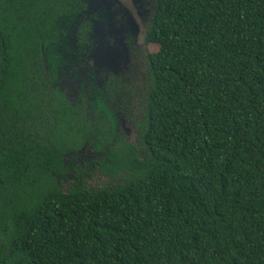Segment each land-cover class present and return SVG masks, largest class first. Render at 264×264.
Returning <instances> with one entry per match:
<instances>
[{"label": "trees", "instance_id": "16d2710c", "mask_svg": "<svg viewBox=\"0 0 264 264\" xmlns=\"http://www.w3.org/2000/svg\"><path fill=\"white\" fill-rule=\"evenodd\" d=\"M49 1L0 13V264H264V0H156L134 144L54 89Z\"/></svg>", "mask_w": 264, "mask_h": 264}, {"label": "flooded vegetation", "instance_id": "af4514ba", "mask_svg": "<svg viewBox=\"0 0 264 264\" xmlns=\"http://www.w3.org/2000/svg\"><path fill=\"white\" fill-rule=\"evenodd\" d=\"M126 1L53 0L54 4H59L63 9L61 11L62 14L56 16L53 20V26L57 31L55 47L51 52H48V49L47 51L43 50L41 45V52L43 53L42 60L46 66H48L49 61H52L53 69L51 72L55 75V80L53 81L54 89L63 93L71 104H78L84 97L85 106L88 109L90 104H93L92 106L97 109L96 105L100 101L101 107L99 109L102 110L98 111L105 119L106 125L112 126L113 123L115 132L124 135L128 141L122 125L127 122L129 127L135 132L130 115L139 110L141 99L145 94V85L148 77V56L150 53L142 55L140 54L142 51L136 50L135 44L132 45L130 40L126 41L131 47L132 57L135 60L133 67L143 61L144 69L142 72L135 68L131 71L129 68L128 71L117 73L112 70H104L103 68L101 70V67L95 64L92 58V54L98 45L111 42L108 23L113 20V13H118L121 10L122 3ZM36 3L47 7L50 1L0 0V13L8 10L7 6H9L15 22L17 20H27L32 6L36 5ZM137 3L138 10L140 8L144 10L146 18L150 19L144 38V44L149 45L147 36L152 23L156 0H152L151 6L147 4V0H138ZM103 19L106 21L103 22ZM82 25L88 28V32L85 33L88 48L85 51L80 47V29ZM4 49V40L0 28V61L3 60L1 56ZM45 71L48 73L47 67ZM134 119L136 120L137 117ZM111 120L113 121L112 123ZM86 151H92L98 158L101 157L92 148L85 147L77 155L80 157V160L77 157V163L78 161L81 164L83 163L81 157Z\"/></svg>", "mask_w": 264, "mask_h": 264}, {"label": "rangeland", "instance_id": "374dc122", "mask_svg": "<svg viewBox=\"0 0 264 264\" xmlns=\"http://www.w3.org/2000/svg\"><path fill=\"white\" fill-rule=\"evenodd\" d=\"M137 2L138 0H127L122 3L121 10L118 13H113V20L108 23L111 42L98 45L92 54L94 63L98 64L101 70L103 68L104 70H112L117 73L128 71L129 68L131 71L135 68L141 72L143 71V61L133 67L135 60L132 57L131 47L127 44V40H130L132 45L135 44L136 50L142 51L140 52L142 55L157 51V46L144 44L145 32L150 19L146 18L144 10H141V8L138 10ZM147 2L151 6L152 0H147ZM105 21L103 19V22ZM122 127L128 141L134 143L136 136L132 128L129 127L127 122H124ZM78 159L80 160V157ZM81 160L83 163L81 164L78 161V165L80 167L84 166L85 171L92 176L90 184L93 186L101 185L104 177L100 175L99 164H97L99 158L92 151H86Z\"/></svg>", "mask_w": 264, "mask_h": 264}]
</instances>
